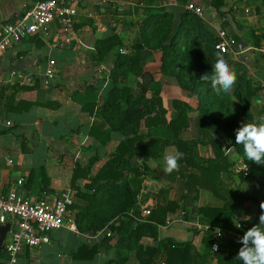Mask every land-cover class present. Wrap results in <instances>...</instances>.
I'll return each mask as SVG.
<instances>
[{
  "label": "crops",
  "instance_id": "crops-1",
  "mask_svg": "<svg viewBox=\"0 0 264 264\" xmlns=\"http://www.w3.org/2000/svg\"><path fill=\"white\" fill-rule=\"evenodd\" d=\"M32 1L0 0V26L28 8ZM209 1L84 0L78 4L71 26L63 28L53 19L43 30L0 47V192L16 185L21 194L32 199L60 191L71 197L63 226L49 232V242L24 248L13 264H138L135 244L157 247L152 264H163L164 237L186 246V256L195 255L192 264H217L208 243L211 234L219 228L221 236L232 237L237 234L238 220L255 216L258 202L264 201V166L254 163L249 178L235 172L233 166L242 161L241 155L220 123L231 118L230 110L221 105L232 104L239 111L241 104L234 88L217 95L210 80L202 81L200 76H211L218 57L225 59L237 74L235 86H244L250 79L251 86L260 87L257 97L250 98L247 121L264 124V0H222L218 8ZM187 3L199 7L201 13L187 8ZM161 10L171 13V33L177 34L183 53L164 71L161 51L145 45L142 38L145 23L152 19L149 15ZM219 27L234 37L238 52L220 53L211 47ZM113 33L121 43L96 57L95 40ZM188 57L201 68L194 74L191 92L174 75ZM136 66L143 74L135 71ZM47 69L50 76L45 74ZM153 81L158 83L157 95L166 120L176 117L178 102L189 106V123L179 131L181 138L198 134L193 124L198 113L222 117L210 132L228 159V172L223 173L221 181L225 189L222 196L196 187L180 198L185 180L178 170L184 169L178 162V170L170 174L164 170L165 157L175 152L173 143H166L154 155H142L146 151L141 141L159 134L162 128L161 124L145 122L146 116L157 108L156 103L150 104L156 86ZM111 87H125L133 96L141 95L149 100V107L141 109L137 120L128 113L121 118L116 108L107 110L109 105L105 104ZM116 101L121 108L127 107L124 97ZM239 117H243L240 112ZM237 120L241 126L238 117ZM135 135L139 140L128 144L129 151L108 166V174L116 177H100L91 186V176L104 169L118 143ZM194 152L199 157L213 156L206 139L196 141ZM120 184L133 190L134 205L126 213L131 216L129 227L143 220L147 214L143 209L155 204L156 188H167V199L179 202L166 211L162 223L151 221L154 237L149 235V229H144L132 247L130 238L117 239L115 227L120 218L128 217L118 211ZM244 192L253 198L242 197ZM226 202L231 204L232 214L225 227L200 221L192 209ZM137 208L138 213L133 214L132 210ZM209 230L212 233L207 236ZM82 243L100 245L91 258H76L73 253ZM4 256L2 247L0 264Z\"/></svg>",
  "mask_w": 264,
  "mask_h": 264
},
{
  "label": "trees",
  "instance_id": "trees-1",
  "mask_svg": "<svg viewBox=\"0 0 264 264\" xmlns=\"http://www.w3.org/2000/svg\"><path fill=\"white\" fill-rule=\"evenodd\" d=\"M210 5L214 8H218L222 0H210ZM149 17H152L151 21H147L142 30V38L145 45L158 48L161 51V69L166 70V65L170 66L171 63L175 61L179 54H181V50L177 44V34L171 33V13L165 10H161L150 14ZM215 38L211 40V47L214 48L213 42ZM121 43L120 37L113 33L104 38L95 40V49H96V57H100L103 53L109 49L111 46ZM215 49V48H214ZM216 50V49H215ZM183 54V53H182ZM184 64L180 66L178 70L174 72V75L178 81V83L183 86L187 91L191 92L194 89L195 83L192 82L195 79L194 74L198 73L201 68L199 65H196L195 59L188 57L184 58ZM205 65H203L204 67ZM135 71L141 70L138 66H136ZM143 74V72L141 73ZM115 79V75L112 76ZM148 80L151 81L149 77ZM156 85L153 88L154 98L150 101V104L153 105V102L157 104V108L154 109V112L151 116H146L145 122H149L151 125H162L161 131L157 135H151L145 141H141L146 152H142L143 156H146V153L150 155H154L156 151L162 149V147L166 143H173L175 145V152L183 153V157L178 161L181 167L184 169V172L179 169L178 173L181 175L184 180V190L180 194V198L185 196L187 192L190 191V188L196 189V187H204L211 190L216 195H221L225 191L222 187V175L223 173H227L228 159L225 154H223L219 143L216 140L211 138V130H213L218 121L222 119V117L217 116L213 117L205 113H198L197 116L193 120V124L199 131L196 136L189 137L188 139L181 138L178 134L179 131L184 128L188 123L189 119L187 117V109L188 105L183 102H178V112L175 118L166 120L163 117L164 108L161 106L160 98L157 95L159 91L158 83L154 82ZM259 86H251V80L247 79L244 86L237 84L234 86L233 93L235 94L237 100L240 102V110L236 112L237 117L239 118L242 124L251 123L249 113V103L251 97H257V91ZM124 97L127 101V107L121 108L116 101L118 98ZM106 106H108L107 110L116 108L120 113V117H124L126 113H128L131 117H134L136 120L140 116L141 109L149 107V100H145L141 95L133 96L125 87H111L107 92V97L105 100ZM148 102V104L140 106L142 103ZM221 108H233L232 104H224L220 106ZM261 107H263L261 105ZM236 111V110H235ZM239 112L243 115V117H239ZM191 122V121H190ZM252 122H257L256 120H252ZM148 124V125H149ZM223 130L229 135L232 144L236 151L241 155L242 161L246 162L249 166V169L246 174L242 175L245 178H249L251 175V171H253L254 163L250 160H247L244 156V150L242 145H238L235 142V131L240 127L234 122L228 121L224 123ZM139 140V136H131L128 137L125 141L119 142L116 148L115 154L111 156V158L105 162L106 166L104 169L97 172L96 174L91 176L92 184L100 179V177H104L106 179L115 178L116 174L110 175L108 174L110 171L108 170V166L117 162V160L121 159V156L129 151L128 144H131L133 140ZM207 140L210 142L213 149L212 157H199L194 152V145L196 141ZM195 169L193 171L191 169ZM187 170V172H185ZM71 182L74 181V175H72ZM120 194V205H119V213H123L125 216H128L127 210L131 208L134 204V199L132 196V191L126 184H120L118 187ZM223 190V191H222ZM155 204L148 209L147 214L144 216L143 220L137 222L136 225L129 227L130 225V217L120 218L116 228L117 239L121 241H125L126 238H130L129 247L134 246L135 239L138 238V235L143 232L144 229H149V235L154 237V230L152 228V222L162 223L165 217V213L167 210H171L174 207L179 205V202L175 200L167 199L166 193L167 188L159 187L154 191ZM79 194H82L79 192ZM242 197L253 198L251 194L246 192L242 193ZM262 202H258L257 204V212L255 216L249 219L238 220L237 225V234L232 237H223V236H214L212 235V231L209 230L207 232V236H210L208 243L210 242V246L212 242L216 241L217 246L213 252L215 256L217 264H242L237 258L239 248L242 246L238 240L243 236L244 232H246L249 228L255 226L259 222V216L262 212L260 208ZM197 218L200 221L206 222L212 226L225 227L227 225L228 218L231 216V204L226 202L220 206L213 205H197L192 207ZM133 214L138 213V208L136 210H132ZM184 215H187V212H184ZM112 225L110 224L109 227ZM206 236V237H207ZM100 243L94 244H80L73 253V256L76 258H91L92 255L99 248ZM162 249L164 251V262L163 264H192L193 259H195V255L192 257H187V248L180 243L175 242L169 237H164L162 239ZM157 247L135 244V254L138 260V264H152L153 255L157 251ZM197 254V253H194ZM121 259V258H120ZM120 259H116L118 262Z\"/></svg>",
  "mask_w": 264,
  "mask_h": 264
},
{
  "label": "built area",
  "instance_id": "built-area-1",
  "mask_svg": "<svg viewBox=\"0 0 264 264\" xmlns=\"http://www.w3.org/2000/svg\"><path fill=\"white\" fill-rule=\"evenodd\" d=\"M84 0H33L32 4L13 19L6 20L0 26V47L8 45L10 41L34 34L45 28V24L55 19L61 27L67 28L74 21L78 4ZM186 7L200 14L201 10L193 3ZM68 41V38H65ZM214 48L224 53L238 52L236 40L227 29L219 27L213 42ZM52 62V59L49 60ZM50 76V69L45 72ZM245 164L247 170H245ZM235 172L246 174L249 166L241 161L233 166ZM20 183V180H17ZM71 201L68 192L60 191L54 195L32 199L21 194L16 185L10 186L5 192H0V224L10 220L3 243V264H13L24 248L36 247L49 242V232L63 226L66 206ZM147 213L148 208L143 209ZM70 228H74L69 223ZM221 235V234H220ZM217 235L216 231L214 236ZM217 242L211 244L215 250Z\"/></svg>",
  "mask_w": 264,
  "mask_h": 264
},
{
  "label": "clouds",
  "instance_id": "clouds-1",
  "mask_svg": "<svg viewBox=\"0 0 264 264\" xmlns=\"http://www.w3.org/2000/svg\"><path fill=\"white\" fill-rule=\"evenodd\" d=\"M202 81L211 82V86L217 95L222 92L231 91L236 82L237 74L228 62L223 59H217L213 74L210 76L205 73L200 76ZM235 142L243 146L244 156L247 160L253 163L264 166V124L248 123L242 124L235 131ZM231 150L232 148H227ZM183 157V153L176 152L165 157V172L172 173L178 170V161ZM245 170L247 165L245 164ZM262 212L259 216V222L255 226L244 232L238 242L242 245L239 248L237 258L242 261V264H264V203H261ZM217 235H220V229L216 230Z\"/></svg>",
  "mask_w": 264,
  "mask_h": 264
},
{
  "label": "rangeland",
  "instance_id": "rangeland-1",
  "mask_svg": "<svg viewBox=\"0 0 264 264\" xmlns=\"http://www.w3.org/2000/svg\"><path fill=\"white\" fill-rule=\"evenodd\" d=\"M228 110H230V115L229 116L231 117L229 121L234 122L237 125H239V121L237 120V114H236L237 110L235 108L234 109L233 108L232 109L231 108H228ZM226 118H228V117H226ZM226 122H228V119H226L225 121H222V120L220 121V123H222L221 125H223Z\"/></svg>",
  "mask_w": 264,
  "mask_h": 264
},
{
  "label": "water",
  "instance_id": "water-1",
  "mask_svg": "<svg viewBox=\"0 0 264 264\" xmlns=\"http://www.w3.org/2000/svg\"><path fill=\"white\" fill-rule=\"evenodd\" d=\"M9 222H5L4 224H0V249L3 247L5 233L8 229Z\"/></svg>",
  "mask_w": 264,
  "mask_h": 264
}]
</instances>
